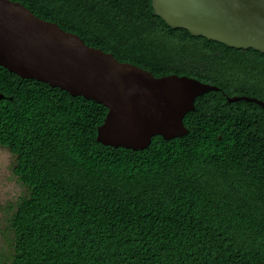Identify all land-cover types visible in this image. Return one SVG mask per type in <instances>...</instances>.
<instances>
[{
    "label": "trees",
    "instance_id": "trees-1",
    "mask_svg": "<svg viewBox=\"0 0 264 264\" xmlns=\"http://www.w3.org/2000/svg\"><path fill=\"white\" fill-rule=\"evenodd\" d=\"M155 77L220 88L186 135L143 150L96 140L107 109L0 66V146L26 194L3 264H264V53L172 29L151 0H12Z\"/></svg>",
    "mask_w": 264,
    "mask_h": 264
},
{
    "label": "water",
    "instance_id": "water-1",
    "mask_svg": "<svg viewBox=\"0 0 264 264\" xmlns=\"http://www.w3.org/2000/svg\"><path fill=\"white\" fill-rule=\"evenodd\" d=\"M153 15L172 29L236 49L264 53V0H151ZM0 66L106 107L96 140L106 146L143 150L154 136L182 137L196 97L220 88L175 74L155 77L111 53L85 44L56 23L12 0H0ZM4 98L0 94V99ZM229 102H264L226 96Z\"/></svg>",
    "mask_w": 264,
    "mask_h": 264
},
{
    "label": "rangeland",
    "instance_id": "rangeland-1",
    "mask_svg": "<svg viewBox=\"0 0 264 264\" xmlns=\"http://www.w3.org/2000/svg\"><path fill=\"white\" fill-rule=\"evenodd\" d=\"M13 161L10 151L0 146V264L8 262L12 255L13 234L8 229V218L16 202L26 194L12 172Z\"/></svg>",
    "mask_w": 264,
    "mask_h": 264
},
{
    "label": "flooded vegetation",
    "instance_id": "flooded-vegetation-1",
    "mask_svg": "<svg viewBox=\"0 0 264 264\" xmlns=\"http://www.w3.org/2000/svg\"><path fill=\"white\" fill-rule=\"evenodd\" d=\"M247 50V49H246ZM254 98H256V97H254ZM257 99H259V98H257ZM260 100V99H259ZM262 101V100H261Z\"/></svg>",
    "mask_w": 264,
    "mask_h": 264
}]
</instances>
